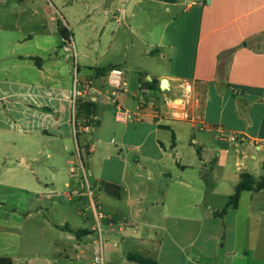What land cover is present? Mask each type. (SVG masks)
<instances>
[{
    "label": "crops",
    "instance_id": "crops-1",
    "mask_svg": "<svg viewBox=\"0 0 264 264\" xmlns=\"http://www.w3.org/2000/svg\"><path fill=\"white\" fill-rule=\"evenodd\" d=\"M148 1L163 5L169 19L164 25L166 34L147 42L144 53L168 67L157 75L145 73L142 77L139 72L134 83L118 64L86 65L85 60L93 59L88 51H81L77 59L73 55L70 68L67 59L71 54L61 48L58 33L60 25L73 38L64 16L59 15L61 19L53 24V16L34 13L31 16L37 26L24 31L9 24V30L0 31V52L4 54L0 57V187L28 192L31 179L41 181L32 166L45 158L49 166L43 169L52 181L49 192H60L56 183H63L67 189L72 187L74 200H80L84 195L82 177L72 168L68 176L61 175L63 164L71 163L67 160L74 149L79 153V145L93 139L97 128L90 124L101 123L100 110L114 104L115 119L118 112L128 114L120 120L124 124L122 145L136 149L141 160L132 162L129 181L124 160L111 166L107 163V169L117 167V178L109 170L98 175L86 170L94 177V191L87 185L93 220L87 228L66 227L67 231L75 232L80 240L97 235L98 215L108 233L119 234L122 223L132 225L133 229L126 228L136 234L132 240L104 244L105 264H136L126 259L128 253L158 264H264V220L259 217L264 214V204H255V196L264 190L242 192L238 206L219 217L233 189L222 195L221 204L210 205L218 195L209 179H216V163L228 160L229 142L236 153L238 147H244L241 160L235 158L237 170L251 174L244 160L253 159L264 172V0ZM50 35L56 36L55 45L50 44ZM29 42L34 43L32 52ZM109 65L122 70L125 81L124 89L112 100L106 94L110 92L107 72L96 74ZM74 79L80 89L88 85L93 100L72 103ZM162 79L167 80V90L159 88ZM153 80L156 82L148 85ZM91 103L94 114L88 106ZM182 142L196 146L198 160L179 159L177 146ZM87 148V154L94 152L92 146ZM19 168L25 171L22 177L12 174ZM82 170L85 179L83 164ZM194 175L197 181L192 179ZM261 176L264 174L253 177ZM186 179L198 187L190 188ZM148 180L151 184L146 186ZM101 182L119 186V197L101 190ZM244 197L246 206L242 205ZM0 258L14 264L8 257Z\"/></svg>",
    "mask_w": 264,
    "mask_h": 264
},
{
    "label": "rangeland",
    "instance_id": "rangeland-1",
    "mask_svg": "<svg viewBox=\"0 0 264 264\" xmlns=\"http://www.w3.org/2000/svg\"><path fill=\"white\" fill-rule=\"evenodd\" d=\"M131 4L132 0L129 2L110 0L109 6L106 0H0V31L9 30L7 28L9 24L21 27L24 31L30 29L33 24L37 26L38 21L31 16L34 13L40 17L53 16L55 18L53 24L57 19H61L59 15L64 16L73 33V38L70 36V45L63 40L60 45L64 51L66 47L71 48V44L73 45V52L68 51L71 54V58L67 59L70 68L73 65V55L77 59L81 51H88L86 54L93 59L85 60L86 65L103 67L109 63L118 64L134 83L139 72H142V77L145 73L157 75L164 70V67H168L158 58H152L149 53H144V50L147 42H156L160 36L166 34L164 25L169 15L160 3L157 5L148 0H141ZM48 39L51 45L57 42L54 35H50ZM33 44V42L28 43L30 52L34 51ZM1 46L2 44L0 48ZM3 55L0 52V57ZM159 99L160 102L164 101L163 97ZM111 110H113L112 113ZM114 110V104L100 110L102 112L100 115H103L101 123L90 124V127L97 128L93 139L83 146L80 144V152L74 149L73 157L67 160L71 163L63 164L61 175L68 176L69 169L72 168L77 177H82L84 195L80 200H74L72 187L67 189L63 183H56L60 192L57 190L53 193L49 192L52 189L50 185L52 181H50L51 175L43 169L49 166L45 158L38 160V164L32 166V169L36 171L34 173H37L35 176L41 178V181L31 179L28 192L18 189L6 191L0 187V257H8L14 264H88L92 261L95 248L93 240L97 239V235L80 240L75 232L69 233L66 229V227L87 228L93 220V211L89 207L91 197L88 194L89 186L87 185H90L91 191H94V177L86 170L93 171L95 175L109 170L112 177L117 178L120 174L117 167L114 165L113 169L112 167L107 169V163L111 166L113 163L124 160L128 162V175L125 176L129 181L134 168L132 162L141 160L140 153L136 149L122 145L124 124L115 119ZM188 143L182 142L177 146L179 159L188 160V162L198 160L196 146ZM87 145L92 146L94 152L87 154L85 150ZM232 145V142L226 144L228 160L216 163V179L212 176L209 178L218 195L214 201H210V205H215V201L216 204H221L222 195L231 193L238 171L242 172V168L237 170L235 158L241 160L244 147H238L236 153ZM249 149L251 153L255 151L253 146ZM82 164L86 172L85 179L82 175ZM244 164L251 169L253 176L258 177L264 174L259 171L260 168L257 165H254L253 159L244 160ZM41 170H45V174ZM26 171L28 172L29 169ZM50 171L57 173V170ZM23 172L25 171L20 168L12 170V174H20V177L23 176ZM146 174L148 175V172ZM190 179L184 182L190 188L196 189L198 185ZM192 179L197 181V176L194 175ZM149 180L146 181V186L150 183ZM73 182L74 179H69L71 185ZM43 189L45 190L42 191ZM66 193L71 195L72 199L64 196ZM134 196L135 194L132 195ZM246 202L247 198L244 197L242 205L246 206ZM255 204L257 206L264 204V192L255 196ZM259 217L264 220V214ZM88 219H90L89 222ZM101 228L105 244L121 245L122 239L132 240L136 237V234H132L129 229H122L118 234L117 232L108 233L103 223ZM126 251L132 250L125 249Z\"/></svg>",
    "mask_w": 264,
    "mask_h": 264
},
{
    "label": "trees",
    "instance_id": "trees-1",
    "mask_svg": "<svg viewBox=\"0 0 264 264\" xmlns=\"http://www.w3.org/2000/svg\"><path fill=\"white\" fill-rule=\"evenodd\" d=\"M161 1L168 4L177 2V0H161ZM58 33L63 41L69 40L70 32L65 27L58 25ZM112 68L113 66L109 65L105 68L97 69L96 74L103 76L106 72H108ZM155 82L156 81L153 80L149 82L148 85H151ZM88 106L92 108L91 112L92 114H94L93 103L88 104ZM263 168H264V162H263ZM100 189L103 190L106 194L113 197H119L120 195V187L113 184L101 182ZM261 190H264V176L254 179V177L251 174L247 172H241L239 174V180L233 188L232 194L228 196L227 201L225 202L226 204L222 208L220 213H218V216L222 217L228 208L235 209L238 206V202L242 192H259ZM126 259L136 264H158L156 261L150 258L133 253H128L126 255ZM0 264H11V261L6 258H0Z\"/></svg>",
    "mask_w": 264,
    "mask_h": 264
},
{
    "label": "built area",
    "instance_id": "built-area-1",
    "mask_svg": "<svg viewBox=\"0 0 264 264\" xmlns=\"http://www.w3.org/2000/svg\"><path fill=\"white\" fill-rule=\"evenodd\" d=\"M71 38V37H70ZM64 40L63 42L65 43H69V41L71 42V40ZM73 45L71 44V48L70 47H66L65 50L66 51H72L73 52ZM106 82H107V86L110 88V92H107V98H109L110 100L113 99L114 96H116V94L123 90L125 87V81H124V77H123V72L122 70H120L119 68H112L110 69L106 74ZM89 87L88 85H83L82 89L79 88V84L77 82L76 79H74L73 81V89H72V94H71V101L72 103H76L78 100L83 99V98H89L90 100H93V96L92 94H90L89 92ZM118 109H120L118 107ZM126 117H128V114L126 113H120L118 112L116 115V119L119 120H125ZM231 140H234V138H231ZM88 187V186H87ZM89 191V188H87ZM90 193V191H89ZM91 194V193H90ZM102 218L101 215H98L97 218V225L95 228V231L97 233V239L95 242V250H94V257L92 259L91 264H105V260H104V244L105 241L103 240V230L101 228V224H100V219ZM121 229H126V228H130L133 229L132 225H129L128 223H122L120 226Z\"/></svg>",
    "mask_w": 264,
    "mask_h": 264
},
{
    "label": "water",
    "instance_id": "water-1",
    "mask_svg": "<svg viewBox=\"0 0 264 264\" xmlns=\"http://www.w3.org/2000/svg\"><path fill=\"white\" fill-rule=\"evenodd\" d=\"M137 0H133V4L136 2ZM206 2L208 3L209 2V0H206ZM106 4H107V6H109L110 5V0H106ZM159 88L161 89V90H167L168 89V84H167V80L166 79H162V80H160V82H159ZM87 146H85V150H86V153H87Z\"/></svg>",
    "mask_w": 264,
    "mask_h": 264
}]
</instances>
